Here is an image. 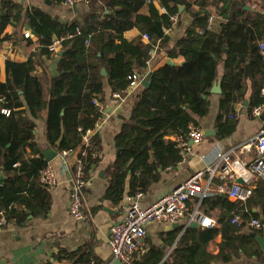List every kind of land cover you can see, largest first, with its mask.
Instances as JSON below:
<instances>
[{"label": "trees", "instance_id": "16d2710c", "mask_svg": "<svg viewBox=\"0 0 264 264\" xmlns=\"http://www.w3.org/2000/svg\"><path fill=\"white\" fill-rule=\"evenodd\" d=\"M182 12L189 15V23L167 50L170 59L181 62L163 63L149 71L148 61L157 41L173 28L170 16L177 14L179 22ZM21 24H26L37 40L33 42L20 33L30 49L27 59H7L6 78L0 81V170L5 174L0 184V213L13 224L26 221V210L39 218L46 217L50 210L49 186L39 180L47 162L33 140L34 119L45 112L47 144L75 159L83 148V135L93 132L102 117L103 108L94 102L103 104L104 79L112 93L125 91L134 74L148 73L150 80L148 86L141 85L129 117L114 138L115 158L107 169L104 193V198L113 203L123 199L126 187L130 196L137 190L146 192L163 171L176 167L182 154L172 137L186 134L190 124L195 125L208 113L210 88L219 80V74L217 138L229 136L235 128L226 113L244 100L248 80L252 92L247 109L264 105L260 96L264 60L258 45L264 41V0H108L101 11L71 21H61L34 6L24 8L17 1L1 0L0 45L19 36L17 31L14 35L5 33L7 25ZM131 29H136L138 35L130 39L125 33ZM143 34L148 35L147 41ZM60 37H65L57 50L62 53L56 74L48 81L45 99L43 79L35 72L36 61L50 57L48 45ZM90 140L92 150L83 159L86 175L97 163L100 149L96 133L90 135ZM209 197L201 201V214L206 215L208 211L203 207H212L215 201L230 205L219 194ZM194 203L195 199L187 202L186 216L194 210ZM257 205L264 218V180L260 179L247 201L235 202L234 210L230 215H221L218 225L187 226L178 238L177 231H172L166 235L164 248L147 238V249L137 264H216L230 261L238 251L247 253L255 246L253 236L230 220L234 213L258 218L251 211ZM217 235L222 240L214 254L209 243ZM166 247H172L167 255ZM58 253L59 259L73 254L66 250ZM250 253L258 255L257 250Z\"/></svg>", "mask_w": 264, "mask_h": 264}, {"label": "crops", "instance_id": "0c3cea01", "mask_svg": "<svg viewBox=\"0 0 264 264\" xmlns=\"http://www.w3.org/2000/svg\"><path fill=\"white\" fill-rule=\"evenodd\" d=\"M14 1L19 2L24 8L28 6L40 8L61 21H71L82 20L90 12L101 11L108 0L82 1L76 3L74 6L53 2L47 3L46 0ZM254 6L252 4V8ZM189 20V15L182 12L179 16L178 24L172 29L165 31L163 37L159 38L155 48L151 52L148 69L151 66L152 69L165 63V60L169 58L167 50L181 37ZM16 31L19 34L17 39L12 38L0 45V81H4L6 78L5 61L7 59L25 61L30 51L29 48L25 47L20 37L21 32L29 31L28 26L26 24H21L17 27L7 25L4 30L9 35H14ZM125 35L131 39L138 35V31L131 29ZM31 39L33 42L37 40L34 36ZM58 56L59 54L57 53L56 55H50L48 58L42 57L36 61L35 72L43 79L45 92L50 77L56 74ZM171 60L179 63L182 59ZM218 71L220 73L222 68L219 67ZM218 76L220 80L221 74ZM141 88L140 84L133 89L127 88L122 93H112L106 79L103 80L104 100L102 104V117L97 120L93 132H91L98 135L100 149L98 151L97 163L92 166L88 175L85 174L87 183L83 193L84 219L77 221L68 211L69 176L74 156L67 153L65 161L62 157V152H57V155L47 162V164L51 165L56 178V184L49 187L50 210L48 215L44 218L33 217L29 210H26V213L28 212L27 218L22 224L16 225L10 223L9 226L0 229V264H101L104 261L112 260L108 244L109 226L123 220L127 207L133 201V195L139 190L130 196L126 193L128 190L126 187L123 199L118 203L105 199L104 193L108 183L107 169L115 158L116 148L114 138L123 122L129 117L135 96ZM251 92V82L248 80L247 92L244 97L247 104H244V100H242V102L234 104L233 108L226 113V118L235 122V128L229 136L221 139L216 137L217 128L215 124L219 112V94L211 93L209 96L208 113L198 118L195 124L202 131L203 139L199 143L188 139V143L191 146L190 153L185 158H182L176 167L163 171L159 179L152 183L146 192L142 193V196L138 199L141 207H148L163 194L174 189L181 182L189 178L195 169L212 165L217 151L228 153L232 167L227 173L218 168L211 180V188L215 189L221 184L233 182L253 188L257 186L258 179L249 171L248 166H243L244 163L248 164L254 159V149L239 148L249 138L258 133L264 121V105L259 117L252 116L251 111L247 109ZM115 94H120V97H115ZM45 99H48L47 92L45 93ZM45 116L46 114L43 112L39 118L34 119L33 140L40 149L41 154L42 150L51 148L45 139ZM174 138L173 136L172 139L174 140ZM0 173L3 182L5 174L2 170H0ZM216 195L218 194H211L206 197L210 196L209 198H214ZM220 196L226 198L230 205H222L219 201H215L212 207L208 204L203 207L208 211L206 215H203L213 220L216 225H218L217 221L220 216L230 215L234 210L232 205L238 202L232 201L224 195ZM194 199H190L189 201ZM202 200H200L198 205L199 210ZM197 203L198 199H195L194 208L197 206ZM251 211L258 214V218H252L264 220L260 205L252 207ZM177 223L179 227H173L171 223H149L146 227L143 245L136 253V264L147 249L145 241L147 238L151 243L162 246V248L165 246L164 241L168 233L177 231L178 238L187 227L186 219ZM244 231L253 236L251 238H254L255 246L252 249L248 248L247 253L238 251L235 255H232L231 260L228 262L216 264H264V224L259 229H245ZM221 240V236L217 235L209 243V250L212 253L216 254L218 252V244ZM171 248L166 247V255ZM62 250H66L69 253L73 252V254L70 257L67 255L65 258L59 259L58 252ZM254 250L258 251V255L250 256V252Z\"/></svg>", "mask_w": 264, "mask_h": 264}, {"label": "built area", "instance_id": "2783aa9c", "mask_svg": "<svg viewBox=\"0 0 264 264\" xmlns=\"http://www.w3.org/2000/svg\"><path fill=\"white\" fill-rule=\"evenodd\" d=\"M91 2L92 0H62L61 4L74 5L78 2ZM161 11L165 12L164 9ZM172 27L178 23V15L170 16ZM24 37H33L29 31L24 32ZM65 37L54 38L48 45V49L52 55L57 54L60 42ZM142 38L148 40L147 34H143ZM259 50L264 60V42H259ZM146 75V74H145ZM145 75H132L128 88L133 89L140 85V79ZM260 96L264 98V82L260 88ZM119 98L120 94H115ZM102 110V105L94 102ZM263 105L254 106L251 109V115L259 117L262 113ZM90 131H86L82 137L83 148L79 156L74 159L71 165L69 176V205L68 211L70 215L77 221L83 220L85 217L83 205V193L87 180L84 171L83 159L92 150L90 140ZM188 139L195 143L201 142L203 139L202 131L194 124L187 127L186 134L176 135L174 140L181 150L182 158L190 153V144ZM240 149L253 148L254 159L250 163H244L248 166L249 171L260 180H264V121L257 134L249 138L245 143L239 146ZM67 152H62V157L66 161ZM213 164L200 167L185 181L181 182L174 189L166 192L148 207H141L138 199L142 196V192L138 191L133 195V201L126 210L125 217L122 221L115 222L109 226L108 244L112 255V260L104 261L101 264H113L114 260H118L120 264H136V253L143 245V238L146 233V227L149 223H177L186 219V226L192 221L198 223L200 227L211 228L215 225L214 221L201 214L198 205L201 199L211 194H220L226 196L232 201L246 202L252 194L253 187L243 186L240 183L233 182L230 184H221L215 189L211 188V180L215 171L220 168L227 173L231 170V162L228 153L217 151L213 158ZM39 180L42 184L49 187L56 184V178L50 164H47L40 170ZM198 199L197 206L189 216H186V206L190 199ZM232 224L244 229L256 230L262 227L260 219L245 218L240 214H234L230 220ZM8 222L3 213H0V229L7 227Z\"/></svg>", "mask_w": 264, "mask_h": 264}, {"label": "water", "instance_id": "95a60500", "mask_svg": "<svg viewBox=\"0 0 264 264\" xmlns=\"http://www.w3.org/2000/svg\"><path fill=\"white\" fill-rule=\"evenodd\" d=\"M47 3H50L51 1L49 0H46ZM75 5V4H74ZM73 5V6H74ZM183 9V6H180L179 7V11H181ZM62 52H59L58 54L60 55ZM165 63L167 64H170V65H176L177 62L175 61H172L170 58H167L165 60ZM152 67V66H151ZM151 67H149V71L151 70ZM148 71V72H149ZM101 74L102 75H105L106 72L104 69H101ZM148 74V73H147ZM147 74L145 76H143L141 79H140V84L144 87L148 86L149 85V82L150 80L148 79L147 77ZM210 92L213 93V94H219L221 92V87H220V80H217L213 85L212 87L210 88ZM244 104H247L246 100H244L243 102ZM42 155H43V158L46 162H49L50 160H52L56 155H57V151L53 150L52 148H46L44 150H42ZM2 175L0 173V184L2 183ZM28 213V212H27ZM261 223L264 224V220H261ZM172 226L173 227H179V224L178 223H172ZM189 226L190 227H198V223L195 222V221H192L189 223ZM113 264H119V261L116 260Z\"/></svg>", "mask_w": 264, "mask_h": 264}]
</instances>
